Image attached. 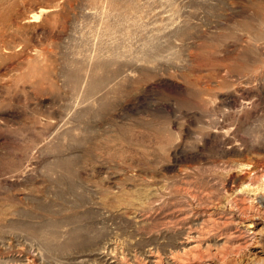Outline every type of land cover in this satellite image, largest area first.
<instances>
[{
	"label": "rangeland",
	"instance_id": "obj_1",
	"mask_svg": "<svg viewBox=\"0 0 264 264\" xmlns=\"http://www.w3.org/2000/svg\"><path fill=\"white\" fill-rule=\"evenodd\" d=\"M159 257L264 264V0H0V264Z\"/></svg>",
	"mask_w": 264,
	"mask_h": 264
},
{
	"label": "bare ground",
	"instance_id": "obj_2",
	"mask_svg": "<svg viewBox=\"0 0 264 264\" xmlns=\"http://www.w3.org/2000/svg\"><path fill=\"white\" fill-rule=\"evenodd\" d=\"M189 238H190V236H188ZM188 239V238H187ZM186 239V240H187ZM192 239V238H191ZM182 250H183V248H182ZM154 251V250H153ZM184 251V250H183ZM173 253V252H172ZM179 253V252H178ZM153 254V253H152ZM151 253L149 254V256H151L152 255ZM155 254H157V253H155ZM184 255H186V254H184ZM176 256H177V254H176ZM157 257V256H156ZM175 259V258H174ZM177 259H179V258H177ZM143 260V259H142ZM172 260H173V258H172ZM176 260V259H175ZM121 262V261H120ZM123 262V261H122ZM111 264H113L114 263V261L112 260L111 262H110ZM126 263V262H125ZM163 263V261H162V258H157V259H155V260H145L144 261V263L143 264H162ZM4 264V263H3ZM8 264H24V262L23 261H13V262H10V263H8ZM127 264V263H126Z\"/></svg>",
	"mask_w": 264,
	"mask_h": 264
}]
</instances>
